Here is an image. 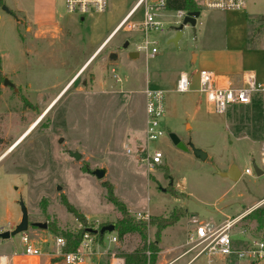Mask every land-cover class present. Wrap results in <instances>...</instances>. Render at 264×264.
Masks as SVG:
<instances>
[{
  "label": "rangeland",
  "instance_id": "374dc122",
  "mask_svg": "<svg viewBox=\"0 0 264 264\" xmlns=\"http://www.w3.org/2000/svg\"><path fill=\"white\" fill-rule=\"evenodd\" d=\"M198 1L197 23L184 26L177 43L172 40L183 18L159 7L157 20L163 26L147 37L155 45L132 59L129 53L146 41L139 29L120 30L102 50L95 42L105 39L137 0H109L106 13L85 20L68 14L65 0H0V227L16 228L23 201L31 244L43 252L41 264H65L54 256L56 237L78 233L86 225L87 229L116 225L122 219L110 201L108 185L141 224L148 245L159 242L156 264H229L222 258L193 260L195 253L185 254L192 216L212 228L237 220L232 229L236 240L264 239L261 232L254 233V223L248 220L243 225L245 217L257 210L247 211L264 198V175L255 170L251 176L243 174L247 167L260 165L264 101L257 96L251 105L213 114L197 93V75L191 92H175L181 72L195 74L201 69L214 70L220 77L254 73L264 83V0H248L242 11L220 12ZM143 12L142 7L132 20L142 21ZM27 15L48 23L33 24ZM126 41L131 43L127 51ZM153 47L157 53L151 57ZM5 79L16 89L5 85ZM146 88L168 91L162 120L166 134L157 140L146 135ZM32 125L34 129L19 141ZM171 133L207 152V160L178 148ZM156 150L164 154L162 164L150 167L143 161L145 154ZM232 165L242 172L240 180L217 173ZM98 168L107 170L102 180L92 174ZM64 198L86 223L68 211ZM180 209L186 216L179 213V221L158 238L152 219L170 218ZM138 213L149 215V220H138ZM118 239V249L111 248L116 258L103 255L86 264H126L125 255L144 244L138 232ZM23 249L18 234L0 243V256ZM23 262L18 258L8 264Z\"/></svg>",
  "mask_w": 264,
  "mask_h": 264
},
{
  "label": "built area",
  "instance_id": "2783aa9c",
  "mask_svg": "<svg viewBox=\"0 0 264 264\" xmlns=\"http://www.w3.org/2000/svg\"><path fill=\"white\" fill-rule=\"evenodd\" d=\"M203 7L212 11H242L248 0H201ZM109 0H65V8L68 14L75 15L83 20L94 14H104L107 12ZM165 0L154 3L153 0H137L133 7L124 15L122 20L116 25L112 31V36L120 30L126 28L128 31L140 30L145 34V45L137 47L140 53L141 49H147L149 45H155L148 41L147 37L150 31L159 30L163 25L157 20L156 10L159 7L165 8ZM144 9L142 21H133L132 18L136 12ZM179 17L183 18L187 13L178 11ZM1 19V17H0ZM157 53V48L151 49L150 56L153 57ZM198 89L203 100L210 105L213 114L223 115L230 107L236 105H251L257 96L264 100V84L259 83L253 74H249L245 78L242 86H232L223 81L216 73L208 69H201L198 73ZM194 74L187 71L180 73L176 85L175 92L189 93L192 91L194 83ZM223 81V82H222ZM167 90L146 88L145 96V130L148 140H157L164 137L166 132L162 128V120L167 112ZM164 154L160 150L154 151L152 154H145L144 162L150 167L162 164ZM264 175V147L261 153L260 165H257ZM244 175L251 176L254 169L247 167ZM242 174V175H243ZM264 208V198L251 207L247 212ZM138 220H149V215L138 213ZM237 220H228L219 228H212L209 225L193 219V228L189 231L186 245L189 248L185 254L195 253L193 260L200 257L206 259L222 258L229 264H264V239L249 237L242 240H236L233 237L232 229L235 227ZM10 231L9 229L0 227V243L3 241L2 233ZM24 249L22 252L14 251L11 254L0 256L1 264H8L10 260L18 258H40L43 252L38 247L31 244V237L28 232L21 233ZM99 235H95L85 231L80 245L73 251H65L67 240L63 237H56V257H61L65 264H86L89 260H94L103 255H111L116 258V252L111 249L103 250V242L98 239ZM109 243H118L117 237L108 239ZM150 255V253H147ZM96 260V261H97ZM112 264H119L115 262Z\"/></svg>",
  "mask_w": 264,
  "mask_h": 264
},
{
  "label": "trees",
  "instance_id": "16d2710c",
  "mask_svg": "<svg viewBox=\"0 0 264 264\" xmlns=\"http://www.w3.org/2000/svg\"><path fill=\"white\" fill-rule=\"evenodd\" d=\"M165 9L168 11H183L185 13H192V12H200V3L198 0H165ZM1 55H0V77H1ZM108 188V195L110 198V201L115 205L117 210L122 214V219L117 222V234L119 238L124 237L127 234L130 233H140L144 244L143 247L137 251L130 254L125 255V263L126 264H156L158 260V253L160 252L161 248L158 245V241L150 243L148 245L147 243V236L142 229L141 224L136 222L133 217L130 215L126 205L124 202L120 201L117 196L114 194V190L112 186H107ZM176 194V193H175ZM64 205L68 209V211L73 212L76 216L78 215L81 220H83L84 223L87 221L77 213L76 209L68 203V201L64 198ZM183 214L186 216V212L182 209L178 210V213L175 212L170 218H153V223L158 227L157 237H160V234L162 230H164L167 227L175 225L179 219L181 218V215ZM246 219L243 220V225L246 226V221H250L251 223H254L256 226L254 227L253 231L254 233H262L264 238V208H261L251 215H248L245 217ZM103 225H101L99 228H101ZM84 227L79 231L78 233H72V232H66L63 235L67 239V246L65 248V251H73L75 250L81 243L83 235L87 229ZM99 240H102L103 238L98 236ZM149 250L150 256H147V251Z\"/></svg>",
  "mask_w": 264,
  "mask_h": 264
},
{
  "label": "water",
  "instance_id": "95a60500",
  "mask_svg": "<svg viewBox=\"0 0 264 264\" xmlns=\"http://www.w3.org/2000/svg\"><path fill=\"white\" fill-rule=\"evenodd\" d=\"M199 16H200V12L199 11L192 12V13H187L186 16L183 19V24L179 28V31L177 33L176 38H174L172 40V42H174V43H177L178 42V40L182 36V32L181 31L184 28V26H186V25L195 26L196 23H197V18ZM112 37H110V39ZM110 39H108V41ZM130 44H131L130 41H126L125 44L123 45V49L124 50H128L129 47H130ZM139 56H140V53L138 51H132L130 53V57L132 59L137 58ZM115 57H116L115 55H112V58H115ZM4 84L5 85H9L13 89H16L15 85H13L12 83H10V81L8 79H5L4 80ZM170 138H171L172 142L178 148H180V149H182L184 151H188V150L191 149L193 151L194 155L197 158H199V159H201L203 161L207 160V158H208L207 152L203 151L200 148H196L194 146V144H192V143L185 144L184 142H182L180 140V138L175 133H171L170 134ZM61 142H62V139H61ZM70 155H72L73 157H75L78 160L81 158V155L79 153H76V152L75 153L74 152H70ZM253 167H254V170H255L256 174L258 176H261L262 175L261 169L256 164H254ZM217 173L219 175L223 176V177H226L228 179L235 180V181L238 178L240 180V178L242 176V172L238 169V167L236 165H232L229 168V170L226 171V172H222V171L217 170ZM92 174L98 180H102V179L105 178V176L107 174V170L104 169V168H98V169H95L94 171H92ZM164 192H166V189L164 190ZM20 205H21V209H22V219H21V222L16 226V228L13 231H7L5 233H2L1 236H2V239L3 240H9L13 236H15V235H18V234L27 232L28 229H29V212H28V208H27V206L25 205V203L23 201H20ZM38 226H40L43 229H46L47 228V225L46 224H38ZM87 231L90 232V233H93L95 235H99L100 237H104L106 233H112V232L116 231V225L115 224H109V225H104L101 228H96V229L89 228V229H87Z\"/></svg>",
  "mask_w": 264,
  "mask_h": 264
},
{
  "label": "crops",
  "instance_id": "0c3cea01",
  "mask_svg": "<svg viewBox=\"0 0 264 264\" xmlns=\"http://www.w3.org/2000/svg\"><path fill=\"white\" fill-rule=\"evenodd\" d=\"M28 17H29V19H30V21L31 22H33V24H36V25H41L42 23H48V22H46L45 20L44 21H39V20H37L36 18H34V16H30V15H27ZM79 18V17H78ZM81 20H83L82 18H80ZM1 20V19H0ZM113 31V30H112ZM112 31L108 34V36L105 38V39H102L101 37H99L98 39H96V42L95 43H97L98 45V48H99V50H102V48H103V46L105 45V44H108L109 43V41H108V39H110V37H112ZM103 41V42H102ZM108 41V42H107ZM106 46V45H105ZM98 50V51H99ZM96 52L95 54H93L92 56H91V58L86 62V64H84V66H82V68H80V70L78 71V73L75 75V77H74V79L73 80H75V78L76 77H78V75H80L81 73H83L86 69V66L88 65V63H90L92 60H93V58L97 55V53H99V52ZM135 59V58H134ZM197 62V57H196V60L193 62V63H196ZM209 70V69H208ZM83 71V72H82ZM211 71H213L214 73H216L217 74V72H215L214 70H211ZM249 74H253L255 77H256V75L254 74V73H247V74H245V73H231V74H229V76H227V77H221L222 79H223V81H226L228 84L230 83L232 86H242V85H244V83H245V78H246V76L247 75H249ZM197 75V73H195L194 74V76H196ZM218 75V74H217ZM220 77V76H219ZM256 79H257V81H259L258 80V78L256 77ZM73 80H72V82H73ZM222 81V82H223ZM71 82V83H72ZM260 82V81H259ZM70 83V84H71ZM260 83H262V82H260ZM69 84V85H70ZM264 84V83H263ZM69 85H68V87H69ZM67 89V87H65L59 94H58V96L61 94V93H63L65 90ZM57 96V97H58ZM56 97V98H57ZM261 100H263L261 97H259ZM55 100H57V99H55ZM54 100V101H55ZM264 101V100H263ZM196 147V146H195ZM197 148V147H196ZM204 149V148H203ZM191 150V149H190ZM208 154V153H207ZM208 157H209V154H208ZM187 213H188V211H187ZM243 214H241L240 216H242ZM191 218H194L195 219V217L194 216H192ZM188 225V224H187ZM208 225V224H207ZM210 226V225H209ZM112 237H117L118 238V234H117V231H114V232H112V234L110 235V237L109 238H106V236L104 237V239H103V242H101L102 244H103V249H106V248H117L118 249V246H120V242H119V239H118V243H116V244H113V243H109L108 242V239H110V238H112ZM47 243V242H46ZM158 245H159V242H158ZM160 247V246H159ZM161 248V247H160ZM42 262V261H41ZM174 263V262H173ZM22 264V263H21ZM23 264H41L40 263V258H29V259H24V262H23ZM119 264H123L121 261H119Z\"/></svg>",
  "mask_w": 264,
  "mask_h": 264
},
{
  "label": "bare ground",
  "instance_id": "6f19581e",
  "mask_svg": "<svg viewBox=\"0 0 264 264\" xmlns=\"http://www.w3.org/2000/svg\"><path fill=\"white\" fill-rule=\"evenodd\" d=\"M34 127H35V126L32 125L30 128H28V129H27V132H25V133L20 137L19 141L25 139V138L27 137L29 131H31L32 129H34Z\"/></svg>",
  "mask_w": 264,
  "mask_h": 264
},
{
  "label": "flooded vegetation",
  "instance_id": "af4514ba",
  "mask_svg": "<svg viewBox=\"0 0 264 264\" xmlns=\"http://www.w3.org/2000/svg\"><path fill=\"white\" fill-rule=\"evenodd\" d=\"M125 51H127V50H125ZM100 52H101V51H100ZM131 52H132V51H131ZM131 52H130V53H131ZM130 53H129V55H130Z\"/></svg>",
  "mask_w": 264,
  "mask_h": 264
}]
</instances>
